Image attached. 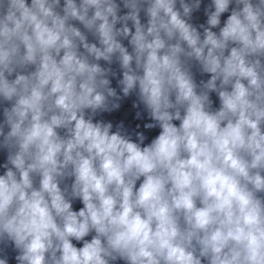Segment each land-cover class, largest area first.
<instances>
[{
	"label": "clouds",
	"instance_id": "1",
	"mask_svg": "<svg viewBox=\"0 0 264 264\" xmlns=\"http://www.w3.org/2000/svg\"><path fill=\"white\" fill-rule=\"evenodd\" d=\"M0 113L16 264H264V0H0Z\"/></svg>",
	"mask_w": 264,
	"mask_h": 264
}]
</instances>
